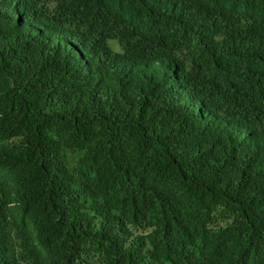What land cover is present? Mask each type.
<instances>
[{"label": "trees", "instance_id": "trees-1", "mask_svg": "<svg viewBox=\"0 0 264 264\" xmlns=\"http://www.w3.org/2000/svg\"><path fill=\"white\" fill-rule=\"evenodd\" d=\"M185 11L164 89L133 31L181 51ZM33 259L264 264V0H0V264Z\"/></svg>", "mask_w": 264, "mask_h": 264}, {"label": "clouds", "instance_id": "clouds-1", "mask_svg": "<svg viewBox=\"0 0 264 264\" xmlns=\"http://www.w3.org/2000/svg\"><path fill=\"white\" fill-rule=\"evenodd\" d=\"M143 5V4H142ZM143 7L148 9V14H152L153 7L148 5H143ZM185 18L187 20V32L186 26L183 22L182 17L179 21L166 31L167 35L171 40L176 43H179L183 46L181 51H176L173 49H163L161 45L159 48H154L147 31L143 29L142 24L140 23L137 35L133 31L135 38L136 51L138 46L143 50L147 51L152 57L153 60L149 65L150 71H157L158 76H160L161 87L164 89H177L180 87L182 82V60L185 53V45L190 40V37L195 35L196 31L191 30L192 25V15L190 12L185 11ZM161 107L163 103H160ZM199 108H197L198 110ZM213 114L212 111L209 112ZM214 115V114H213ZM212 121V120H210ZM32 264H38L36 259H33ZM41 264V263H40Z\"/></svg>", "mask_w": 264, "mask_h": 264}]
</instances>
